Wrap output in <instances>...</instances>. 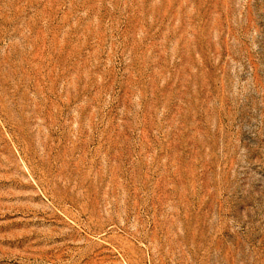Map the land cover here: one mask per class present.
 I'll list each match as a JSON object with an SVG mask.
<instances>
[{"label": "rangeland", "instance_id": "rangeland-1", "mask_svg": "<svg viewBox=\"0 0 264 264\" xmlns=\"http://www.w3.org/2000/svg\"><path fill=\"white\" fill-rule=\"evenodd\" d=\"M0 264H264V0H0Z\"/></svg>", "mask_w": 264, "mask_h": 264}]
</instances>
